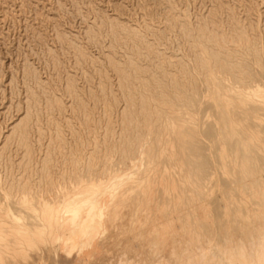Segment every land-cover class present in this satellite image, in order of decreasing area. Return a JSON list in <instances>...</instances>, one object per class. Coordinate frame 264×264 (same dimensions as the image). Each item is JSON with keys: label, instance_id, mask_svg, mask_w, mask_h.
Here are the masks:
<instances>
[{"label": "bare ground", "instance_id": "obj_1", "mask_svg": "<svg viewBox=\"0 0 264 264\" xmlns=\"http://www.w3.org/2000/svg\"><path fill=\"white\" fill-rule=\"evenodd\" d=\"M0 264H264V0H0Z\"/></svg>", "mask_w": 264, "mask_h": 264}]
</instances>
